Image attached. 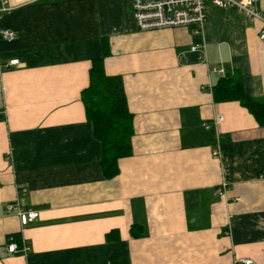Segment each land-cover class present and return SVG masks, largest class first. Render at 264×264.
I'll list each match as a JSON object with an SVG mask.
<instances>
[{
  "label": "crops",
  "instance_id": "crops-1",
  "mask_svg": "<svg viewBox=\"0 0 264 264\" xmlns=\"http://www.w3.org/2000/svg\"><path fill=\"white\" fill-rule=\"evenodd\" d=\"M6 4L0 264H264V126L211 93L221 68L264 99L263 23L206 0L204 48L191 50L189 28L137 29L130 0ZM255 6L264 14V0ZM102 39L104 71L121 76L133 126L112 178L80 98ZM22 188L21 205L39 213L25 226L7 209ZM9 235L28 241L26 256L7 252Z\"/></svg>",
  "mask_w": 264,
  "mask_h": 264
},
{
  "label": "trees",
  "instance_id": "trees-1",
  "mask_svg": "<svg viewBox=\"0 0 264 264\" xmlns=\"http://www.w3.org/2000/svg\"><path fill=\"white\" fill-rule=\"evenodd\" d=\"M102 46V55L91 61L88 85L81 90L80 98L91 123L92 135L100 144V168L106 178H112L119 170L118 159L131 153L133 126L121 76L108 75L104 71L103 60L109 55L106 39H102ZM211 93L215 102H238L259 126H264V99L247 92L238 71L220 77ZM134 229L138 228L132 226L131 233L139 235ZM111 234L109 232L107 238Z\"/></svg>",
  "mask_w": 264,
  "mask_h": 264
},
{
  "label": "built area",
  "instance_id": "built-area-1",
  "mask_svg": "<svg viewBox=\"0 0 264 264\" xmlns=\"http://www.w3.org/2000/svg\"><path fill=\"white\" fill-rule=\"evenodd\" d=\"M0 15L7 11V0H0ZM212 3L219 8H233L241 12L248 19H258L264 26V14L255 6L257 0H211ZM131 16L137 29L155 30L170 27H186L189 28L194 43L191 50L196 48H204V25L206 22V0H130ZM14 33L8 29L0 28V38L4 40H12ZM259 39L264 40V27L260 29ZM18 59L9 60L8 65H17ZM221 77L225 75L223 69H215ZM223 117L216 115L212 119V123L217 125ZM205 128H209L210 124H203ZM213 156L219 157L220 150L216 147ZM7 156L11 157L8 152ZM227 189V183L221 181L218 191L222 194ZM25 189L17 191V197L14 201L7 204L8 211L15 214L21 226H25L29 222L38 217V211L31 208H25L21 205L18 194L24 192ZM6 250L9 253L21 254L26 256L30 250L27 240L19 238L15 240L14 235H9L6 240ZM232 264H253L250 258H238L233 260Z\"/></svg>",
  "mask_w": 264,
  "mask_h": 264
}]
</instances>
